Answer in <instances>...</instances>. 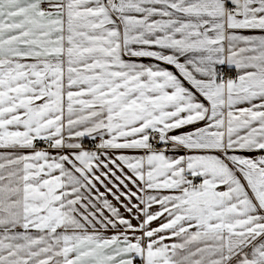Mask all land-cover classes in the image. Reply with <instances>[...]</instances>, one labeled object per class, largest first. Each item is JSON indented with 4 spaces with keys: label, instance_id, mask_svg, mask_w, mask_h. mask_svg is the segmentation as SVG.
<instances>
[{
    "label": "snow or ice",
    "instance_id": "obj_1",
    "mask_svg": "<svg viewBox=\"0 0 264 264\" xmlns=\"http://www.w3.org/2000/svg\"><path fill=\"white\" fill-rule=\"evenodd\" d=\"M0 264H264V0H0Z\"/></svg>",
    "mask_w": 264,
    "mask_h": 264
},
{
    "label": "crops",
    "instance_id": "obj_2",
    "mask_svg": "<svg viewBox=\"0 0 264 264\" xmlns=\"http://www.w3.org/2000/svg\"><path fill=\"white\" fill-rule=\"evenodd\" d=\"M121 211H123V209H121ZM133 223H135V221H133Z\"/></svg>",
    "mask_w": 264,
    "mask_h": 264
}]
</instances>
